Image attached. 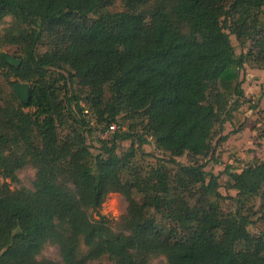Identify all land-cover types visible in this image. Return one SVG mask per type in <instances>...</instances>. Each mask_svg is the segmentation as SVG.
<instances>
[{
    "label": "trees",
    "instance_id": "1",
    "mask_svg": "<svg viewBox=\"0 0 264 264\" xmlns=\"http://www.w3.org/2000/svg\"><path fill=\"white\" fill-rule=\"evenodd\" d=\"M7 17L0 45L22 57L13 66L0 56L12 85L0 105V175L15 179L23 161L35 175L32 188L0 186V264H264V231L248 230L249 212L264 223V159L224 168L233 196L200 161L217 154L244 101V65L264 70V0H0V25ZM230 35L252 47L236 54ZM10 78L32 82L27 103ZM118 119L131 122L93 154L87 135ZM255 135L264 139V127ZM147 137L163 164L136 163ZM184 155L188 164L175 159ZM110 193L127 203L115 221L99 213ZM47 243L61 262L37 259Z\"/></svg>",
    "mask_w": 264,
    "mask_h": 264
},
{
    "label": "rangeland",
    "instance_id": "2",
    "mask_svg": "<svg viewBox=\"0 0 264 264\" xmlns=\"http://www.w3.org/2000/svg\"><path fill=\"white\" fill-rule=\"evenodd\" d=\"M121 5L119 2L113 6L112 9L119 10ZM11 23L10 18H5L2 25H0V36L3 33L4 28L9 26ZM230 41L236 54H240L241 52H246L252 47V43L247 41L244 43L243 46L239 44V42L235 39L234 35H230ZM44 40L43 44H39V51H44L48 48V43ZM4 52L16 59H20L22 57V53L18 47L15 45H0V53ZM248 65V66H247ZM249 64H245L241 75L245 84L248 85L249 89L254 88L255 86L261 87L264 85V70H259L257 72H250ZM245 75L248 76L245 79ZM252 78H251V77ZM27 82L31 86L32 82L30 81H19L16 78H10V82ZM73 89L78 90V86L76 83L73 84ZM12 91V85L9 82L4 80L3 73L0 70V105H4L5 101L11 102L10 93ZM249 97L254 98L253 104H245V109L240 111V114H235V126L241 121L244 120V123L248 129L245 130L244 133H241L238 136L237 141H234L232 145H229L227 142L218 145L216 149V153L213 156L209 155L206 158L200 159L202 163L205 164V170L212 171L216 174H219V191L223 195H231L235 194L233 190H227V176L223 173V170L226 166H230V170H240L246 165V162L250 161L251 155L254 153L255 157L260 159H264V140L261 139L258 142L256 139L255 133L258 129H261L262 126L264 127V92L257 91L256 94H251ZM12 104H14L12 102ZM251 110V112H248ZM27 111V109H24ZM254 111V112H253ZM246 113L247 115H243ZM87 117L90 118L91 124L94 123V120L91 117V113L88 111ZM130 120L118 119V123H113L114 128L120 127L122 130H125L128 124H130ZM243 124V123H242ZM101 126V125H100ZM102 127V126H101ZM95 127V131L87 135V143L90 146V150L93 154H96L99 151L100 143L99 139H108L110 137V132L101 133L100 128ZM227 128H230L229 124ZM257 129V130H256ZM62 131H60L61 133ZM231 131V133H233ZM32 141L34 145H37L36 137H32ZM215 138L212 140V144H214ZM131 143L129 140L120 141L118 147V153L122 154L130 147ZM135 147L137 145L135 144ZM12 159L23 161L21 157H19V152L21 151L18 147L12 146ZM167 154L155 148L153 140L147 137V142L140 146L139 151L136 155L135 161L138 165L141 166H148L152 164H163L164 160H166ZM178 162L182 164H188V158L184 155L181 157L175 158ZM18 163V162H17ZM15 179H11L9 177H3L0 175V186L4 185L7 186L9 189H20L24 188H32V181L34 180L35 175V168L29 161H23L22 166L17 168L14 171ZM127 203L122 195L119 193H110L107 195L104 203L102 204L99 213L108 217L109 219L115 221L120 218V216L125 212ZM236 203L233 199L225 198L222 207L224 210H234ZM253 206V211L258 210L259 200L257 198H253L251 201L247 203V207ZM252 211V212H253ZM257 213L249 212L251 224L248 227V230L253 234H258L261 231H264V223L259 220L260 212L256 211ZM92 217L98 218L97 213L93 212ZM84 253L85 248H82ZM38 260L46 259L55 262H61V257L59 253V248L56 244L47 243L43 249L40 251V254L37 256ZM87 264H114L108 257H102L98 260L88 261ZM148 264H167L165 258L163 256H156L149 259Z\"/></svg>",
    "mask_w": 264,
    "mask_h": 264
},
{
    "label": "crops",
    "instance_id": "3",
    "mask_svg": "<svg viewBox=\"0 0 264 264\" xmlns=\"http://www.w3.org/2000/svg\"><path fill=\"white\" fill-rule=\"evenodd\" d=\"M250 72H257V71H259V70H256V69H251V70H249ZM251 77V76H250ZM248 78V76L247 75H245V79H247ZM252 78V77H251ZM242 88H243V93H244V101L243 102H241L240 103V105L238 106V108H237V111L234 113V115L237 113V115H239L240 114V111L241 110H243V109H245L244 107H245V104L247 103V100H248V98H249V95H251V94H256L257 93V91H259L258 90V88L259 87H257V86H255L254 88H252V89H249V87H248V85L247 84H245V82L242 84ZM248 112H251V110H248ZM254 112V111H253ZM244 116L245 115H247L246 113H244L243 114ZM248 116V115H247ZM236 117V116H235ZM233 118L232 119V121L231 122H226L225 124H224V130H223V135H226V139L222 142V143H225V142H227L229 145H232L233 143H234V141H237V138H238V136H240V134L241 133H244L245 132V130L246 129H248L247 127H246V125H245V123H244V120H241L238 124H240V123H243V127H241V129L239 128V130H238V124L235 126V128L234 127H232L234 124H235V119L236 118ZM229 124V126H230V128H227V125ZM234 130V132L233 133H231V131H233ZM264 140V139H263ZM258 142H261V141H258ZM264 142V141H263ZM221 143V144H222ZM262 143V142H261ZM253 157H255V154L253 153L252 155H251V158H253Z\"/></svg>",
    "mask_w": 264,
    "mask_h": 264
},
{
    "label": "water",
    "instance_id": "4",
    "mask_svg": "<svg viewBox=\"0 0 264 264\" xmlns=\"http://www.w3.org/2000/svg\"><path fill=\"white\" fill-rule=\"evenodd\" d=\"M0 56L10 65L18 66L21 62L11 55L1 52ZM13 90L22 103H27L30 98V85L27 82H17L13 85Z\"/></svg>",
    "mask_w": 264,
    "mask_h": 264
},
{
    "label": "built area",
    "instance_id": "5",
    "mask_svg": "<svg viewBox=\"0 0 264 264\" xmlns=\"http://www.w3.org/2000/svg\"><path fill=\"white\" fill-rule=\"evenodd\" d=\"M258 90L264 92V85L261 86V87H259ZM247 101H248L249 103L253 104V103H254V98H253V97H249ZM113 129H114V126H111V127H110V130H108L107 132H110V133H111ZM107 132H105V133H107Z\"/></svg>",
    "mask_w": 264,
    "mask_h": 264
}]
</instances>
